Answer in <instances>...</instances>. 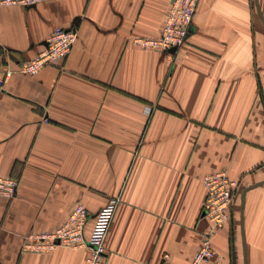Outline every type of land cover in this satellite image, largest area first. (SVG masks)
<instances>
[{
	"label": "crops",
	"instance_id": "1",
	"mask_svg": "<svg viewBox=\"0 0 264 264\" xmlns=\"http://www.w3.org/2000/svg\"><path fill=\"white\" fill-rule=\"evenodd\" d=\"M171 0H46L0 4V264H86L85 249L24 247L62 226L75 205L118 197L103 264H190L211 222L204 176L238 182L231 219L212 238L224 264H264V0H199L176 52L143 49ZM56 26L75 27L70 54L18 72ZM261 182V183H260Z\"/></svg>",
	"mask_w": 264,
	"mask_h": 264
},
{
	"label": "built area",
	"instance_id": "2",
	"mask_svg": "<svg viewBox=\"0 0 264 264\" xmlns=\"http://www.w3.org/2000/svg\"><path fill=\"white\" fill-rule=\"evenodd\" d=\"M43 1L46 0H0V4L32 6ZM198 2L199 0H171L160 33L153 37H137L134 42L143 49L159 52L170 53L173 52V48L178 50L188 38ZM77 38L78 32L75 27H54L43 49L35 58L20 64L17 71L36 74L47 65L58 64L70 54ZM14 72L15 70L8 65L0 67V96L6 80ZM204 183L206 198L203 210L211 224L190 264H224L225 258L213 247L212 238L231 218L234 190L238 182L231 179L226 172L220 171L206 174ZM19 184L20 180L17 177L0 174V196L14 197ZM118 201V197H112L97 211L88 236L85 229L90 211L84 204L78 203L62 226L51 232L29 234L24 247L38 251H53L60 246L83 247L86 264H103L105 242ZM163 264H173L168 254H165Z\"/></svg>",
	"mask_w": 264,
	"mask_h": 264
},
{
	"label": "water",
	"instance_id": "3",
	"mask_svg": "<svg viewBox=\"0 0 264 264\" xmlns=\"http://www.w3.org/2000/svg\"><path fill=\"white\" fill-rule=\"evenodd\" d=\"M257 7H258V12L260 17L262 18L263 22H264V18L261 14L259 5H258V1H256ZM177 50V48H173L172 51L175 52ZM261 183V182H260ZM258 184H255L254 186H256ZM254 186H248L247 188L244 189V191L242 192V203H241V226H242V238H243V247H244V264H248V254H247V242H246V235H245V230H244V205H245V195H246V191H248L250 188L254 187Z\"/></svg>",
	"mask_w": 264,
	"mask_h": 264
},
{
	"label": "rangeland",
	"instance_id": "4",
	"mask_svg": "<svg viewBox=\"0 0 264 264\" xmlns=\"http://www.w3.org/2000/svg\"><path fill=\"white\" fill-rule=\"evenodd\" d=\"M234 193H236V189L234 190ZM231 219V218H230ZM230 221V220H229Z\"/></svg>",
	"mask_w": 264,
	"mask_h": 264
}]
</instances>
